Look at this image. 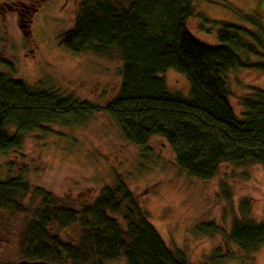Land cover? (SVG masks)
<instances>
[{
  "label": "trees",
  "instance_id": "obj_1",
  "mask_svg": "<svg viewBox=\"0 0 264 264\" xmlns=\"http://www.w3.org/2000/svg\"><path fill=\"white\" fill-rule=\"evenodd\" d=\"M154 8L163 18L155 30L144 18ZM192 14L191 0H127L125 7L113 0H80L74 23L59 36V44L74 54L89 51L102 55L115 49L122 63L117 93L99 107L56 89L29 86L0 72V154L19 149L23 133L44 130V125L51 123L80 126L91 113L103 109L124 139L135 145L144 146L152 136L163 138L175 154L176 165L190 177L209 179L222 163L264 166V89L240 97L243 112L238 118L224 78L235 67H250L264 74V58L246 64L236 54L261 55L245 35L260 46L261 39L221 23L216 32L218 43L202 44L185 27V19ZM253 24L264 35V28ZM3 62L0 58V64ZM169 68L186 77L190 85L187 96L167 89L162 74ZM30 186L23 174L0 180V211L21 212L20 201ZM35 189L43 195L42 207L25 231L26 246L20 259L56 264L116 260L123 264H190L183 251L168 248L145 209L119 179L80 210L50 207L51 194ZM121 201L125 202L124 228L111 216L119 213ZM239 213L227 232L213 221L193 222L187 232L203 237L220 233L251 255L264 244V222L250 217L248 203L240 205ZM76 221L81 227L76 244L63 242L47 227ZM231 257L232 253L215 247L203 263L222 264Z\"/></svg>",
  "mask_w": 264,
  "mask_h": 264
},
{
  "label": "rangeland",
  "instance_id": "obj_2",
  "mask_svg": "<svg viewBox=\"0 0 264 264\" xmlns=\"http://www.w3.org/2000/svg\"><path fill=\"white\" fill-rule=\"evenodd\" d=\"M125 7L127 0H113ZM80 0H0V72L29 86L56 89L103 107L117 93L121 59L115 49L97 55L89 51L71 53L59 44V36L70 29ZM192 16L184 24L193 39L216 45L219 24L237 26L259 35L255 44L259 56L236 51L246 64L264 58V35L253 22L264 28V0H191ZM21 10V14L18 11ZM153 30L163 22L158 9L144 17ZM253 21V22H252ZM26 30V32H24ZM259 32V33H258ZM167 89L188 95L186 77L174 69L162 74ZM225 81L229 101L238 118L243 109L242 96L264 89V74L253 68L235 67L227 71ZM44 130L23 133L22 145L0 154V180L23 174L30 183L20 201L18 213L0 211V264H15L25 248L24 234L42 207V194H51L48 206L80 210L103 189L113 188L117 179L131 191L146 211L150 224L170 249L185 253L190 264H204L203 258L215 247L233 254L222 264H264V244L248 255L223 239L220 233L209 237L193 235L187 228L193 222L213 221L225 232L242 203L250 206V217L264 222V166L222 163L217 173L202 180L188 176L175 163V154L161 137H150L144 146L124 139L118 127L103 109L90 114L80 126L45 124ZM118 200L119 197H117ZM121 209L111 214L124 228ZM63 242L76 244L81 233L78 221L60 227L47 226ZM106 264H123L116 260Z\"/></svg>",
  "mask_w": 264,
  "mask_h": 264
},
{
  "label": "water",
  "instance_id": "obj_3",
  "mask_svg": "<svg viewBox=\"0 0 264 264\" xmlns=\"http://www.w3.org/2000/svg\"><path fill=\"white\" fill-rule=\"evenodd\" d=\"M15 264H56L45 260H27L19 259Z\"/></svg>",
  "mask_w": 264,
  "mask_h": 264
}]
</instances>
